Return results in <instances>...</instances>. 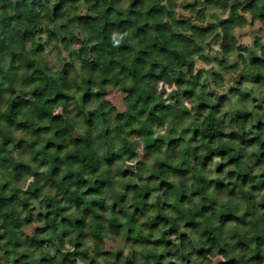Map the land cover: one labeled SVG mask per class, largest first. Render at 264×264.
Instances as JSON below:
<instances>
[{"label": "trees", "instance_id": "obj_1", "mask_svg": "<svg viewBox=\"0 0 264 264\" xmlns=\"http://www.w3.org/2000/svg\"><path fill=\"white\" fill-rule=\"evenodd\" d=\"M125 2L0 0V264H264V0Z\"/></svg>", "mask_w": 264, "mask_h": 264}, {"label": "clouds", "instance_id": "obj_2", "mask_svg": "<svg viewBox=\"0 0 264 264\" xmlns=\"http://www.w3.org/2000/svg\"><path fill=\"white\" fill-rule=\"evenodd\" d=\"M166 2H167V0H166ZM177 2H178V3H182L183 0H177ZM53 3H55V0H53ZM81 5H83V0H81ZM128 7H129L128 0H126V2L121 6V9L126 11ZM180 11H181V9H180L179 7H177V8H176V12L179 13ZM212 11H217V10H216V9H213ZM81 12H83V7H81ZM78 14H80V13H73V15H78ZM184 15L187 16L188 13H184ZM241 15L247 17L249 20L251 19V13H241ZM193 22L196 23L197 21H193ZM58 23H64V22H63V21H60V22H58ZM260 26H261L260 21L257 20V21H256V28H259ZM73 27H75V26H73ZM248 30H249L248 25H245L243 28L237 27V28L235 29V32H236V33H239V32H241V31H245V32H247ZM131 36H132L131 31L124 32L123 34H121V33H119V32H114V33L112 34V36H111V40H112V41L114 42V44L118 47V46L122 43V41H124L125 37L130 38ZM128 42H129L131 45H133V46H135V45L138 44V41L135 40V39H129ZM261 42L264 43V40H262ZM244 43H249V44H250V43H251V40H250V39H247V40L244 41ZM50 50H51V49H49V51H50ZM45 55H47V53H45ZM52 58H53V59L55 58V53H53V57H52ZM232 58L234 59L235 56L233 55ZM200 66H204V67H212V65H198V67H200ZM226 87H227V85H225V88H226ZM246 87H251V86H250V85H246ZM159 90H161V91H166V92L170 95L173 91L176 90V85L173 84L171 87H168V85H166V84H164V83H161L160 86H159ZM70 94H73V95H74L75 93L73 92V93H70ZM165 99L167 100V96H165ZM168 103H172V101H168ZM234 103H235V102H234ZM248 110H249V111L252 110V105H251V104H249V106H248ZM61 111H62V108H61V107H56V108L54 109L53 115L60 114ZM224 111H228V109L225 108ZM190 123H191V121H187V122L183 125V127H187L188 124H190ZM136 127H138V126H136ZM152 130L156 133V136H157V137H159V136H164V135H166V134L168 133V131H169V124L166 123V124H164V126H163L162 128H153ZM228 131L230 132V131H232V129L229 128ZM17 135H21V134H20V133H17ZM165 150H166V149H165ZM157 158H159V159H163V156H162V155L154 156V157H153V160H150V161L148 162L149 165H151V164L153 163V161H154L155 159H157ZM220 163H221V160H220L219 157H217L216 160H215V164L213 165V168L215 167L216 164H220ZM136 164H137V161H136V160H131V161H127V160H126V161H125V165H127V166L135 167ZM146 175H147V174H146ZM32 181H33V178H29V179L27 180V183L22 184L21 187H23V188L26 189L27 186H28L29 184L32 183ZM135 182H136V181H133V183H135ZM157 195H160V194L157 193ZM153 199H155V197H154ZM34 203H35V202H34ZM35 226H36V225H33V227H35ZM162 230H166V229H163V228H162ZM25 231H27V232H31V231H32V228H27V229H25ZM181 231H184L183 225H181ZM171 238H172V239H175V237H171ZM24 250H25V249H21V251H24ZM65 250H66V251H69V250H72V249H71L70 247H66ZM125 254L127 255V253H125ZM52 255H55V252H52ZM77 264H83V262H82V261H77ZM100 264H104L103 260H101Z\"/></svg>", "mask_w": 264, "mask_h": 264}, {"label": "rangeland", "instance_id": "obj_3", "mask_svg": "<svg viewBox=\"0 0 264 264\" xmlns=\"http://www.w3.org/2000/svg\"><path fill=\"white\" fill-rule=\"evenodd\" d=\"M194 0H183L182 3H179V8L181 9V11L178 13V15L180 16V18L182 17L183 19H186V18H189L191 16L190 12H188L187 10L184 9V7L188 6L189 4H192ZM184 13H188V15H184ZM181 18V19H182ZM255 32V29L253 28H250L249 27V30L247 32L245 31H242L241 32V39H242V43L243 44H248V43H244L245 40L247 39H250L251 40V43L254 41L253 39V36L252 34ZM261 35H263L264 37V33L263 32H259ZM264 40V38H263ZM50 49V47L48 48V50ZM51 50L55 53V58L53 59V55H49L48 56V63L51 67L55 68V69H58V60H57V54H56V50L55 49H52V46H51ZM213 78H211L212 80ZM152 82V81H151ZM153 84V83H152ZM156 86L158 87L159 89V83L156 84ZM161 91V90H160ZM161 92H164V91H161ZM117 93L115 91H112L110 93V96L111 97H114ZM136 131H141L140 129V125H138V127H135L134 128ZM144 136H146V134L144 133ZM114 248V244L112 243H109L106 245V248H105V251H110Z\"/></svg>", "mask_w": 264, "mask_h": 264}]
</instances>
